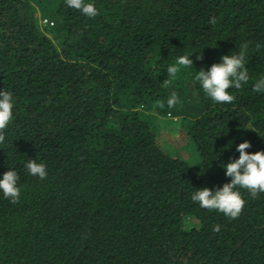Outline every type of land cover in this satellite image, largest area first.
<instances>
[{"label": "trees", "instance_id": "1", "mask_svg": "<svg viewBox=\"0 0 264 264\" xmlns=\"http://www.w3.org/2000/svg\"><path fill=\"white\" fill-rule=\"evenodd\" d=\"M85 3L95 18L65 0H0V90L14 102L0 178L20 177L19 202L0 193V264H264V193L237 189L236 219L191 200L230 182L221 165L237 144L264 151V93L252 90L264 78V0ZM245 42L247 84L228 89L232 103L213 102L196 73ZM185 55L193 66L163 87ZM148 115L183 123L195 165L158 147ZM30 159L46 179L27 174Z\"/></svg>", "mask_w": 264, "mask_h": 264}, {"label": "clouds", "instance_id": "2", "mask_svg": "<svg viewBox=\"0 0 264 264\" xmlns=\"http://www.w3.org/2000/svg\"><path fill=\"white\" fill-rule=\"evenodd\" d=\"M65 3L88 18H95L99 14L95 5L85 3V0H65ZM216 22L214 16L209 20L212 25ZM247 49L248 44L245 42L237 53L222 55L219 63H213L207 70L201 68L196 73L194 80L199 82L203 92L213 102L232 103L235 97L229 93L228 89H240L243 84H247L249 80L248 68L245 66L248 61ZM190 55L181 56L176 64L167 66L168 78L163 80V87L172 86L181 66H193ZM196 59H203L201 52L196 53ZM252 90L256 93H264V78L257 80ZM178 103H180L179 97L175 91H172L167 99V107L174 108ZM164 106L163 102L158 103V107ZM13 107L12 92L0 90V143L5 141L4 132L13 119ZM250 147L251 143L248 140L237 144L236 150L239 152V157L221 165L225 169V175L231 178L230 182L224 183L215 190L208 187L197 189L191 194V200L208 211H218L229 219L238 218L244 209L245 200L237 189L247 190L253 199L258 194L264 193V151L247 152L246 149ZM24 168L28 175L38 176L41 180L47 178L46 165L37 163L34 159L26 161ZM19 178V174L11 169L4 172L0 178V193L13 204L20 199V188L17 186ZM213 231L219 232L220 225H214Z\"/></svg>", "mask_w": 264, "mask_h": 264}, {"label": "rangeland", "instance_id": "3", "mask_svg": "<svg viewBox=\"0 0 264 264\" xmlns=\"http://www.w3.org/2000/svg\"><path fill=\"white\" fill-rule=\"evenodd\" d=\"M39 25L44 32H48L41 19ZM146 121L155 134L158 147L165 154L189 166L195 165L198 160L197 149L179 119L167 115H148Z\"/></svg>", "mask_w": 264, "mask_h": 264}, {"label": "built area", "instance_id": "4", "mask_svg": "<svg viewBox=\"0 0 264 264\" xmlns=\"http://www.w3.org/2000/svg\"><path fill=\"white\" fill-rule=\"evenodd\" d=\"M42 22H43L44 24H46V23L51 24V22H48L46 19H42Z\"/></svg>", "mask_w": 264, "mask_h": 264}]
</instances>
